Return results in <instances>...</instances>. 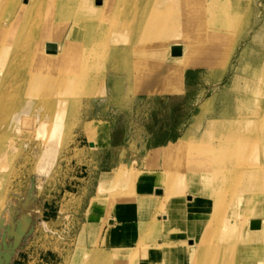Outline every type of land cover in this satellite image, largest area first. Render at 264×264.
Returning <instances> with one entry per match:
<instances>
[{"label":"bare ground","instance_id":"obj_1","mask_svg":"<svg viewBox=\"0 0 264 264\" xmlns=\"http://www.w3.org/2000/svg\"><path fill=\"white\" fill-rule=\"evenodd\" d=\"M52 45L55 52L48 51ZM173 47H181L182 54L174 56ZM233 57L237 64L229 74L232 85L224 89L225 104L206 126V136L205 130L198 137L188 129L176 142L152 150L156 157L162 152L164 160L158 167L163 169L165 162L170 165L174 157L179 158L173 170L148 174L122 165L115 172H104L98 188L100 193L122 188L127 191L121 195L126 200L138 197L142 229L156 204L168 203L167 227L174 229L175 213L185 210L187 201L204 209L210 202L208 217L194 224L199 228L189 248L193 246L194 252L195 246L205 247L216 233L217 243L202 253L203 264H264L262 0H0V186L7 182L2 169L12 161L14 142L34 130L48 133L47 125L57 136L56 125L65 116L63 107L69 99L65 92L86 82L85 96L103 93L109 62L115 71L126 73L130 82L128 86L121 81L113 84L115 93L129 97L144 83L157 82L160 74L179 80L196 68L212 70L219 85ZM41 80L51 82L42 85ZM46 86L52 93L43 101L38 98ZM214 106L210 100L201 111ZM95 122L106 142L108 122ZM51 137L47 134L46 141ZM201 137L204 144L189 147ZM112 150L115 163L126 157L123 147ZM54 151L43 152L40 169L49 168L45 161ZM150 183H157L162 194L141 195L139 190ZM210 217L202 234L200 225ZM256 220L260 227L254 229ZM8 223L10 219L3 226ZM145 229L151 231L149 226ZM166 257L168 264L175 261L171 253Z\"/></svg>","mask_w":264,"mask_h":264},{"label":"rangeland","instance_id":"obj_2","mask_svg":"<svg viewBox=\"0 0 264 264\" xmlns=\"http://www.w3.org/2000/svg\"><path fill=\"white\" fill-rule=\"evenodd\" d=\"M258 5V2L254 3L255 8ZM245 16V20H248V16ZM112 51H116L115 48ZM236 60L237 58H232L226 77L219 85L212 70L196 68L186 71V81H184L185 79L177 80L176 76L170 78L167 74H160L157 82L156 80L148 81L142 85L143 89L140 87L132 96L123 97L121 92L116 90L115 93L113 84L121 81V84L128 86L130 82L126 80V73L115 71L112 69L113 64L109 62L103 93L85 96L88 90L86 82H83L78 89L72 87L65 92V97L69 99L63 107L65 116L60 118L59 124L56 125V134L54 135L57 136L51 134L50 125H47L44 131L48 133L40 135L34 130L27 134L25 139L19 137L13 144L14 148L12 147V161L2 169L7 175V182L0 186V264H110L111 259V264H114L113 260L116 255L108 256L106 253H102L98 242L94 243L93 248H88L85 240L86 231L98 235V233L100 234L98 229L104 226V224L96 222L95 216L102 212V208L108 215L119 201L118 199H122L123 194L127 192H124L122 188L114 187L112 189L111 187L107 192L100 193L98 188L100 177L104 172H115L122 165L126 169L131 166L139 173L149 172V174L159 173L163 170L168 173V170H173L175 166L172 164L179 161V158L174 157L170 161V165L165 162L167 166L164 169L162 166L146 167V157L153 149L142 154L140 147L138 145L136 147L134 142L140 141L147 134L146 127L149 121L153 122L164 116L158 108L164 107L163 104L167 99L165 94L183 89L185 82L190 110L189 123L184 132L190 130L193 135L199 137L205 130L204 136H206L208 131L206 126L221 114L219 110L223 109L225 104V91L232 85L229 74L232 73L230 71L232 66L237 64ZM48 82L51 81L41 80L42 85H47ZM40 92L41 95L38 99L43 101L52 93L48 86ZM210 100L213 102V106L215 105L214 109L201 111L206 102ZM95 120L108 122L109 132L112 129L115 132L121 130L122 138L126 133L128 134V139L130 142L133 141V144L123 148L126 158L116 163L113 161V150L105 148L106 144L101 137V129L96 128ZM193 127L197 130H194ZM47 134L48 137L51 135L53 137L47 138L46 141ZM201 144H204L202 137L197 142H191L189 147L194 149ZM51 148L55 151L50 160L45 161L49 163V168L40 169L43 152ZM17 153H19L18 157ZM121 195L123 196L121 197ZM209 203L204 211L205 217H208L211 210V203ZM168 206V203L165 202L160 205L156 204V207L153 208L158 216H164L165 222H168L169 218L163 212L169 208ZM178 212L180 210L175 214L177 215ZM10 214L12 217L8 218ZM151 215H155L154 212ZM211 218L209 221L205 220V225H200L204 230L202 234L206 233L213 219ZM9 219L8 227H4L3 223L5 224ZM150 221H152V225ZM146 223L142 229L143 239L147 240L149 236L160 234L163 231V227L157 223V217L147 220ZM147 226L151 231H146ZM194 228L193 234L196 236L199 225H194ZM173 232L169 231L170 234ZM216 238L217 234L215 233L212 237L213 241L211 240L203 248H200L199 245L195 246L194 252L192 251L194 247L190 246V254L185 253L184 264H203L202 253L211 243H217ZM195 242L196 238L193 243ZM142 243L143 247L144 242ZM159 247H167L166 254H173L175 259L178 248L175 242H170L167 245L163 242ZM137 256L134 255L132 260ZM95 261L96 263H94ZM170 264H175V261Z\"/></svg>","mask_w":264,"mask_h":264},{"label":"crops","instance_id":"obj_3","mask_svg":"<svg viewBox=\"0 0 264 264\" xmlns=\"http://www.w3.org/2000/svg\"><path fill=\"white\" fill-rule=\"evenodd\" d=\"M185 78L187 79L186 75ZM187 91L185 82L183 89L165 94L167 99L163 104L164 107L160 106L158 108L164 116L153 122L149 121L146 127L148 130L147 134L140 141L134 142L136 147L137 145L140 147L142 154H146L152 149L164 148L177 141L183 135L189 123L190 107L187 100ZM120 131L110 130L108 139L105 142L107 150H112L113 147L125 148L133 144V141L130 142V139H128V134L126 133L124 138H122ZM163 160L162 152L157 157L150 153L146 157L145 166L158 167ZM157 185V183H150L147 187L140 189L139 193L145 197L154 196L156 195V190L159 189L156 188ZM137 199L138 197H134L132 200H119L108 215L102 208L101 211L103 213L96 215L95 219L97 223L100 222L104 226L98 229L100 232L98 235H93L86 231L85 240L87 247L93 248L95 246L94 243L98 242L102 253L110 256L116 255L115 260H113L114 264H168L169 261L165 256L167 247L160 248L159 245L163 244V242L166 245L170 242H175L178 246L175 254V264H184L185 253H189V245L195 240L192 227L205 217V209L195 206L193 201H187L188 206H185L186 209L177 213V219L173 222L174 229L167 227L170 222H165L163 215L158 216V213L155 212L156 210H152L149 213L151 216H149V219L153 220L157 217V223L163 227V231L160 234L152 235L146 240L142 237L141 208ZM153 212L157 215H151ZM167 212L168 210L163 213L167 215ZM106 218L108 219L106 220ZM111 220L113 224L110 225L109 221ZM165 229L174 232L170 234ZM142 242H144V248L142 247ZM138 250L140 251L139 255L132 260L133 254Z\"/></svg>","mask_w":264,"mask_h":264},{"label":"water","instance_id":"obj_4","mask_svg":"<svg viewBox=\"0 0 264 264\" xmlns=\"http://www.w3.org/2000/svg\"><path fill=\"white\" fill-rule=\"evenodd\" d=\"M48 51L49 52H55L56 49H55L54 45L48 47ZM172 54L174 56L181 55L182 54V48L181 47H173ZM156 194H162V189L156 190ZM109 223L113 224V221H110ZM258 227H260V221L259 220L253 221L252 222V228L255 229V228H258Z\"/></svg>","mask_w":264,"mask_h":264}]
</instances>
